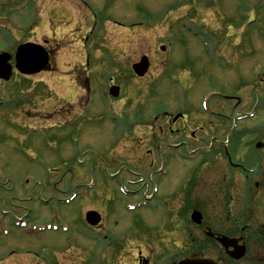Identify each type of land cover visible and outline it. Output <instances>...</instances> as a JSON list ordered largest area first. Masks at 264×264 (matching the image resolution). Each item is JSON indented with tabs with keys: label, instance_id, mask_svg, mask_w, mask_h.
<instances>
[{
	"label": "rangeland",
	"instance_id": "rangeland-1",
	"mask_svg": "<svg viewBox=\"0 0 264 264\" xmlns=\"http://www.w3.org/2000/svg\"><path fill=\"white\" fill-rule=\"evenodd\" d=\"M4 16L14 30L0 24V49L12 50L11 41L17 45L50 38L55 42L51 50L55 71L0 81V186H14L22 194L31 187L43 191L54 187L52 193L67 192L73 198L66 205L46 206L1 201L0 224L8 238L0 236V250L18 248L15 240L22 232L26 249L43 258L42 264H172L200 251L216 254L200 227L190 222L189 213L197 208L203 213V225L211 230L219 226L216 222L226 212L222 203L229 201V194L238 200L241 190L236 186L228 192L214 185L221 174L209 175L202 184L188 172L201 169L197 162L183 166L176 158L170 160L162 180L154 172L159 194L149 202L156 208L149 205L128 212L125 198L131 195H123L136 192L132 200H138L146 190L150 193L149 175L154 169L150 162L157 163V158L146 153L156 140H184L187 148L205 146L215 137L231 145L239 140L252 145L264 141L261 104L253 117L229 131L235 115L250 113L255 102L264 99V0H0V17ZM190 19L203 35L191 27ZM185 26L189 30H183ZM143 55L150 60L149 69L137 78L131 65ZM256 67L261 68L253 72ZM86 77L94 87L95 95L89 94L92 111L98 110L89 123L82 109ZM109 78L121 88L117 102L107 99ZM230 95L238 96L240 103L226 99ZM205 108L230 120L205 114ZM178 113L184 117L174 125L168 123V115L171 121ZM81 115L84 119L78 121ZM52 123L87 129L80 130L82 138L72 145L65 140L59 144L72 136ZM202 161L204 171L215 165L212 154ZM85 185L94 188L91 193H104L102 199L96 196L88 204L78 198ZM184 185L187 196L171 194L178 188L186 192ZM1 192L8 198L19 196L4 187ZM92 207L102 211L105 229L90 231L87 243L74 235L77 226L84 229L82 210ZM18 217L28 224L18 227ZM31 217L37 219L34 225L29 223ZM102 234L115 239L104 243L92 239ZM73 237V244H78L68 249Z\"/></svg>",
	"mask_w": 264,
	"mask_h": 264
},
{
	"label": "flooded vegetation",
	"instance_id": "flooded-vegetation-1",
	"mask_svg": "<svg viewBox=\"0 0 264 264\" xmlns=\"http://www.w3.org/2000/svg\"><path fill=\"white\" fill-rule=\"evenodd\" d=\"M45 46H47L48 52L51 51V48L48 46L49 42H44ZM50 55V52H49ZM84 86L89 87V80L84 81ZM171 115H168L167 121L171 124H176L179 120L184 117L179 116L176 119H171ZM179 130V129H178ZM61 142V139L59 140ZM211 143V144H210ZM161 142L157 143V148H160ZM164 153L167 156H173V158L167 159V164H169L170 160L174 159H182L187 155L185 154V143L178 141L176 143H172L167 139V141L162 142ZM238 150H235L234 158L231 153L228 152L229 156L226 158L225 155V147L224 141L218 138L210 139L208 144V151L213 154V160L215 163L214 167H209L205 171L202 170L203 167V150L205 149L204 145H200L194 148V155L199 158L197 162V166L201 169L198 170V181H201L202 184L206 182L208 176H215L221 174V180L215 179L213 181L214 185H220L219 187H226L227 191H231L232 189L240 187V193L244 196L243 200L235 201L234 195H229L231 199L227 203L226 207V218L225 224L226 229L225 232L229 237L239 239V243H243L245 247V255L239 261H233L231 259L224 260L222 257L216 258V260L220 264H264V145L261 147L262 152L260 154H254L251 149V144L249 143H240L238 144ZM175 148V150L173 149ZM240 153H239V152ZM149 153H153L152 149H148ZM247 153L252 158H257L259 160V168L253 171L249 169L247 165L244 163L243 155ZM240 156V157H239ZM232 176V177H231ZM7 180V179H6ZM5 182V181H4ZM3 182V183H4ZM240 182H244L246 185L240 186ZM250 184H253L250 186ZM246 186V188H245ZM4 187L6 191H10L11 193L17 194L19 196L4 195L1 192V189ZM54 187H47L45 191L39 189L37 187H31L28 191L17 192V189L14 186H0V202L5 201L7 199L30 203H50L54 199H59L53 192ZM22 195V197H20ZM223 207V203H222ZM221 207V208H222ZM223 209V208H222ZM25 239L24 234L21 232V235L18 240H15L19 244V247L11 250V254H15L16 256L20 253L18 259H15L17 264L25 263V255H28L33 252L31 249H26V244H23ZM33 247V246H31ZM35 257H37V253H34ZM32 264H38V262H34Z\"/></svg>",
	"mask_w": 264,
	"mask_h": 264
},
{
	"label": "water",
	"instance_id": "water-1",
	"mask_svg": "<svg viewBox=\"0 0 264 264\" xmlns=\"http://www.w3.org/2000/svg\"><path fill=\"white\" fill-rule=\"evenodd\" d=\"M10 59V55L7 53L0 54V78L4 80H8L12 67L8 64V60ZM48 61V56L46 52L37 45L32 44H22L18 46L15 54V67L22 74H33L40 70H42ZM134 72L138 76H143L148 68V59L146 57H142L138 63H135L132 66ZM110 93L114 96L117 95V87H112L110 89ZM258 144V143H257ZM257 146H260L258 144ZM87 221L94 225L98 222L99 217L94 212H88L86 215ZM192 220L199 224L201 222V215L199 212L194 211L192 213ZM218 241L222 243L225 247L229 245V240L225 237L218 238ZM241 251L237 250L236 258H239L243 254V249ZM235 252V253H236ZM177 264H216L214 261L208 258H185L179 261Z\"/></svg>",
	"mask_w": 264,
	"mask_h": 264
},
{
	"label": "trees",
	"instance_id": "trees-1",
	"mask_svg": "<svg viewBox=\"0 0 264 264\" xmlns=\"http://www.w3.org/2000/svg\"><path fill=\"white\" fill-rule=\"evenodd\" d=\"M208 241H210V239H208Z\"/></svg>",
	"mask_w": 264,
	"mask_h": 264
}]
</instances>
